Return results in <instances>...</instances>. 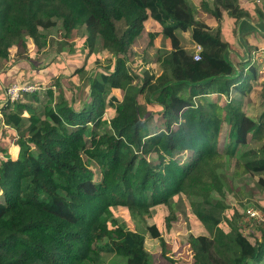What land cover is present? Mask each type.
I'll return each instance as SVG.
<instances>
[{"label": "trees", "instance_id": "trees-1", "mask_svg": "<svg viewBox=\"0 0 264 264\" xmlns=\"http://www.w3.org/2000/svg\"><path fill=\"white\" fill-rule=\"evenodd\" d=\"M214 2L236 21L248 16L237 0ZM212 14L221 17L218 9ZM256 14L264 21V11ZM53 19L61 22L66 36L84 27L87 48L112 56V69L84 78L88 98L78 107L56 80L57 93L53 87L45 92L43 119L25 107V128L22 106L1 103L4 124L17 132V152L11 157L0 148V264H104L103 253L121 256L123 264H151L144 236L119 225L112 209L142 215L165 205L173 215L197 177L200 192L193 194L201 201L192 213L206 234L190 235L173 256L157 226L146 227L167 264H264V227L258 226L259 238L253 241L237 227L235 215L226 219L224 231L219 226L223 205L211 195L226 188L221 181L225 160L236 157L240 146L246 147L247 135L258 129L257 121L233 101L217 103L232 88L243 91V84L232 81L241 74L228 58L219 30L209 33L187 0H0V71L10 48L25 49L26 38L41 48L39 30L55 26ZM148 21L156 25L150 43L160 36L162 48L169 45L160 50L167 54L168 66L118 99L113 92L133 78L126 65L129 46ZM187 30L202 48L198 60L176 35ZM6 68L5 78L12 77ZM242 69L250 77L257 75L255 65ZM81 73L76 69L73 74ZM206 94L218 97L206 100ZM141 95L160 108L165 128L154 134L147 133ZM260 98L264 105V85ZM222 123L229 127L223 152L217 146ZM259 140L258 150L241 151L236 174L264 173V137ZM150 155L155 161H146ZM91 166L98 169L99 181L93 180ZM258 182L264 186L263 179Z\"/></svg>", "mask_w": 264, "mask_h": 264}, {"label": "rangeland", "instance_id": "rangeland-1", "mask_svg": "<svg viewBox=\"0 0 264 264\" xmlns=\"http://www.w3.org/2000/svg\"><path fill=\"white\" fill-rule=\"evenodd\" d=\"M187 1L193 7L196 17L204 21L207 27L210 28L209 33L213 35L219 30L221 40L228 44V58L235 66L236 71L241 74L233 78L232 81L243 84L241 88L244 92L232 88L228 96L218 97L217 95L206 94L204 99L208 100L218 97V104H224L231 100L248 117L253 118L258 123L256 132L247 135L246 147L240 146L236 157L225 160L224 167L221 169V181L224 182L226 187L224 191L222 193L211 192L212 197L223 205L219 226L224 231H227L226 219L238 215L237 227L254 241L256 237L259 238L258 226L264 227V221L249 217L247 211H257L264 215V186L258 182L259 178L264 180V173L260 175L236 174V165L238 161L243 159L239 157L242 150L245 148L258 150L263 143L259 139L264 137V105L260 98L261 87L264 85V51H259L261 49L260 44H255V42L259 43L258 41H254V47L253 45L249 47L245 45L243 42L244 38L246 39V36L249 35L246 32L240 34L242 45L236 43L238 40L236 30L237 23L242 18L262 25L264 21L258 19L256 10L261 9L263 12L264 5H257L254 0H237L238 6L245 10L248 16L241 17L236 21L229 15L227 10L215 5L214 0ZM216 9L221 12V17L218 19L212 14ZM53 21L56 23L55 26L39 30L43 35L41 48H37L31 42V39L26 38L27 46L25 49L22 47L10 48L9 58L1 61L2 79L4 80L3 82L1 81L0 85L2 95L11 82L19 85L32 84L38 87L35 92L22 95L14 102L22 106V124L24 128L28 125L27 117L29 116L26 109L28 107L36 109L35 116L43 119L41 104L46 99L45 92L48 88L53 87L54 93H57V87L53 86L56 80H59L65 97L72 100L74 102L73 105L78 107L81 101H86L88 98L86 87L84 88L85 85L87 86L84 78L88 74L94 75L105 71L109 67L112 69V62H110L112 56L102 50L90 51L87 48L84 27H77L69 36H66L61 28V22L57 19H53ZM155 31L156 25L148 21L142 30L135 34L127 52L126 62L128 73L133 78L129 82L122 83V90L113 92L118 99H122L126 93H134L136 87L141 84L145 76L157 77L168 66L167 54H160L161 49H169L168 43H166V46L163 44L164 48H162L160 36L150 43L149 34ZM176 35L181 47L192 55L195 52V47L200 46L194 41L190 30L185 32L176 31ZM259 36L264 39L261 34ZM254 65V72L258 76L256 75L253 78L242 67ZM5 67L9 69L7 75L12 77L5 78ZM76 69H82V73L79 76L73 74ZM249 73L251 72L249 71ZM11 78L13 80H10ZM2 95L0 97V148L4 149L9 156L15 157L17 148L14 143L17 139V132L12 127L4 124L3 114L6 111L2 110V104L6 102H4V96ZM138 103L141 113L145 115L144 119H148L146 122L148 134H154L158 130L165 128L159 115L160 108L158 106L148 103L144 95L138 98ZM104 127L100 129V132H103ZM228 133V125L222 123L221 133L217 140V146L221 152L227 148ZM185 155L183 154L180 158L183 159ZM150 160L155 161V157L153 155L147 156L146 161L150 162ZM91 170L93 172V180L99 181L100 174L98 169L95 166H91ZM190 191L192 192L191 194L182 197L175 205V208L173 207V215H170L165 205H157L142 215H132L124 207L112 209V213L119 225L126 229L137 231L144 236L145 249L149 254L151 264H167V262L161 256L158 240L151 238L146 229L147 226L151 224L157 226L168 246L170 255L173 256L178 255L179 246L185 244L190 235L197 236L207 233L192 213V207L198 205L201 201L199 196L193 194L200 192L199 177L195 178L193 183L190 184ZM174 200L177 201V198H174ZM0 202H3L1 191ZM102 261L104 264H123L124 259L118 255L103 253Z\"/></svg>", "mask_w": 264, "mask_h": 264}, {"label": "built area", "instance_id": "built-area-1", "mask_svg": "<svg viewBox=\"0 0 264 264\" xmlns=\"http://www.w3.org/2000/svg\"><path fill=\"white\" fill-rule=\"evenodd\" d=\"M255 4L257 5H264V0H254ZM202 50L200 46L195 47V52L193 54L194 60L199 59V53ZM38 89L36 85L32 84H25V85H19V84H11L8 87L5 88L4 90V101L8 103H14L17 101L22 95L27 94V93H32L35 92ZM247 214L249 217H254L257 219H261L264 221V215H261L257 211H247Z\"/></svg>", "mask_w": 264, "mask_h": 264}, {"label": "water", "instance_id": "water-1", "mask_svg": "<svg viewBox=\"0 0 264 264\" xmlns=\"http://www.w3.org/2000/svg\"><path fill=\"white\" fill-rule=\"evenodd\" d=\"M242 31H245V32L255 31L264 37V23L262 25H260L259 23L251 22L249 19L242 18L237 23L236 32L238 35V37H237L238 41H241L240 34Z\"/></svg>", "mask_w": 264, "mask_h": 264}, {"label": "crops", "instance_id": "crops-1", "mask_svg": "<svg viewBox=\"0 0 264 264\" xmlns=\"http://www.w3.org/2000/svg\"><path fill=\"white\" fill-rule=\"evenodd\" d=\"M243 33L245 32V31H242ZM241 32V33H242ZM246 33H248L249 35L248 36H246V39L244 38V43H245V45L246 46H250V45H253V47H254V41H258L259 43H256L255 42V44H260V46H261V49L259 50V51H264V39H261V37L259 36V34L257 33V32H255V31H253V32H246ZM264 38V37H263ZM251 39H252V41H251ZM245 41H247V44H246V42ZM236 43H239V44H241L242 45V38H241V41H238L237 40V42ZM251 43V44H250ZM241 62H243V61H241ZM8 87V86H7ZM211 95H213V94H211Z\"/></svg>", "mask_w": 264, "mask_h": 264}]
</instances>
